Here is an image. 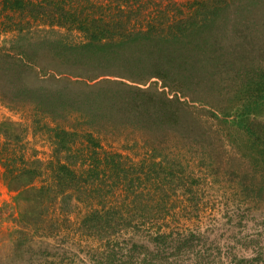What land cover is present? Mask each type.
Returning <instances> with one entry per match:
<instances>
[{
	"label": "trees",
	"instance_id": "trees-1",
	"mask_svg": "<svg viewBox=\"0 0 264 264\" xmlns=\"http://www.w3.org/2000/svg\"><path fill=\"white\" fill-rule=\"evenodd\" d=\"M113 2L104 8L98 0H0V31L15 32L9 46L0 45V99L8 101L9 108L28 102L35 122L45 117L55 122L41 124L55 144L46 164L28 161L23 154L4 161L3 174L17 190L16 199L23 201L17 247L31 242L35 232L46 236L49 217L59 221L49 216L56 199L67 212L74 201H83L89 187L92 196L99 197L113 193L128 176L120 152L104 150L92 130L69 129L58 118L74 114L79 128L127 124L166 136L168 130L181 133L182 126L195 133V124L202 121L192 104L222 103L225 86H234L242 95L237 98L242 101L238 118L264 112V57L254 40L264 38V0ZM61 28L78 31L82 38L71 40ZM0 131L6 142H18L24 135L13 122L4 123ZM120 167L122 176L119 172L105 190L101 185L109 177L106 168L113 173ZM46 169H51L52 182L33 184ZM123 189L126 198L144 202L142 191L126 183ZM129 201L121 203L126 207ZM106 207H91L76 229L87 238L117 240L119 250L108 252V264L264 262L262 254L225 261L202 244V234L195 231L157 232L148 238L152 248L147 242L128 243L124 227L135 229L144 222L128 209L122 212L128 215L118 216L111 205ZM48 246L54 247L40 241L37 250H28L29 264H60Z\"/></svg>",
	"mask_w": 264,
	"mask_h": 264
},
{
	"label": "rangeland",
	"instance_id": "rangeland-1",
	"mask_svg": "<svg viewBox=\"0 0 264 264\" xmlns=\"http://www.w3.org/2000/svg\"><path fill=\"white\" fill-rule=\"evenodd\" d=\"M98 1L104 8L114 4L113 0ZM168 1L161 0L162 4ZM176 1L185 3L187 0ZM59 30L71 40L82 38L78 31ZM14 33L0 31V45L9 46ZM254 40L261 46L264 57V38L258 36ZM234 88L224 87L228 93L222 103H214V106L200 102L192 104L203 123L202 126L195 124V133L182 126L181 133L174 135L168 130L166 136L143 133L142 129H132L127 124L118 127L109 124L100 129L98 125L85 124L79 128L80 119L74 114L64 120L58 118L57 122L69 129L92 130L93 135L101 139L104 150L120 152L119 161L129 168L128 176L114 187L113 193L101 195L104 198L92 196L95 192L89 187L82 195L83 201H74L67 212L61 211L62 203L56 199L57 207L54 209L55 203L50 206L49 216H57L59 221L49 217L44 229L46 236H38L35 232L31 242H23L21 247L16 246V237L19 236L23 201L16 199L17 190L3 174L4 161L7 156L23 154L28 161L46 164L53 157L55 144L41 124L54 125L55 122L45 117L36 123L30 103L16 102L19 105L9 108L5 105L8 101L0 99V128L6 122H13L24 133L18 142H6L0 131V264H29L26 252L31 248L37 250L40 241L54 245L48 247L56 251V258H61L60 264H108V252L114 248L119 250L117 240L87 238L76 229L87 210L102 204L107 205L105 209L111 205L118 216L128 209V214L144 222L139 228L124 227L127 231L123 237L128 243L147 242L152 248L154 243L148 238L157 232L188 234L195 231L202 234V244L210 245L225 261L232 260L235 255L262 254L264 257V112L238 118L242 101L237 98L242 95L236 94ZM211 128L212 131L203 130ZM153 147L158 152L154 155L151 154ZM119 172L122 176L121 167L113 173L106 168L109 177L103 179L101 186L105 190L110 187ZM49 182H52V173L51 169H46L33 184L39 186ZM123 182L144 193L142 204L133 196L126 198ZM129 199L131 202L125 207L121 201ZM66 207L69 206L66 204Z\"/></svg>",
	"mask_w": 264,
	"mask_h": 264
}]
</instances>
